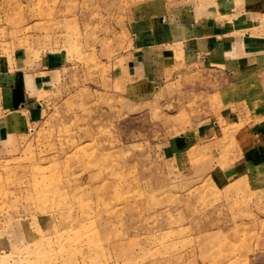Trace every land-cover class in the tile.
Returning a JSON list of instances; mask_svg holds the SVG:
<instances>
[{"label": "rangeland", "instance_id": "374dc122", "mask_svg": "<svg viewBox=\"0 0 264 264\" xmlns=\"http://www.w3.org/2000/svg\"><path fill=\"white\" fill-rule=\"evenodd\" d=\"M162 1L0 0V264H264L241 132L264 93L197 61L143 77Z\"/></svg>", "mask_w": 264, "mask_h": 264}, {"label": "crops", "instance_id": "0c3cea01", "mask_svg": "<svg viewBox=\"0 0 264 264\" xmlns=\"http://www.w3.org/2000/svg\"><path fill=\"white\" fill-rule=\"evenodd\" d=\"M166 2H161L162 10L155 17H141L132 30L141 50L139 73L143 77L169 74L174 65L197 61L200 66L223 68L235 87L256 86L257 93H264V0ZM234 116L238 124L242 115ZM253 121L246 120L244 126L249 127L241 128L246 131L243 167L248 170L264 165V122ZM213 127L208 132L215 138L219 123ZM197 136L176 143L184 150L198 142Z\"/></svg>", "mask_w": 264, "mask_h": 264}]
</instances>
